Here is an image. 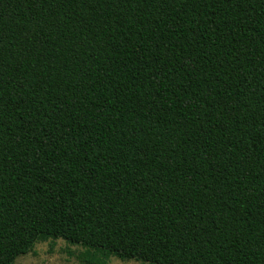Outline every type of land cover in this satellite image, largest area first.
Returning <instances> with one entry per match:
<instances>
[{
    "label": "trees",
    "instance_id": "trees-1",
    "mask_svg": "<svg viewBox=\"0 0 264 264\" xmlns=\"http://www.w3.org/2000/svg\"><path fill=\"white\" fill-rule=\"evenodd\" d=\"M264 264V0H0V258Z\"/></svg>",
    "mask_w": 264,
    "mask_h": 264
},
{
    "label": "rangeland",
    "instance_id": "rangeland-1",
    "mask_svg": "<svg viewBox=\"0 0 264 264\" xmlns=\"http://www.w3.org/2000/svg\"><path fill=\"white\" fill-rule=\"evenodd\" d=\"M85 249L80 244H74L64 238L48 239L36 242L26 254L14 260L0 258V264H86L80 259V253ZM105 264H152L137 259H120L110 256Z\"/></svg>",
    "mask_w": 264,
    "mask_h": 264
}]
</instances>
